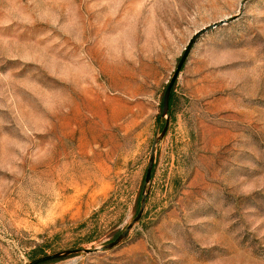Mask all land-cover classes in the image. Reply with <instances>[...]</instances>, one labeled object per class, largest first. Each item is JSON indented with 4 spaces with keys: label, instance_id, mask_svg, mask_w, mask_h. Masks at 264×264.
I'll list each match as a JSON object with an SVG mask.
<instances>
[{
    "label": "rangeland",
    "instance_id": "rangeland-1",
    "mask_svg": "<svg viewBox=\"0 0 264 264\" xmlns=\"http://www.w3.org/2000/svg\"><path fill=\"white\" fill-rule=\"evenodd\" d=\"M167 121L124 240L42 264H264V0H0V264L115 240Z\"/></svg>",
    "mask_w": 264,
    "mask_h": 264
},
{
    "label": "water",
    "instance_id": "water-1",
    "mask_svg": "<svg viewBox=\"0 0 264 264\" xmlns=\"http://www.w3.org/2000/svg\"><path fill=\"white\" fill-rule=\"evenodd\" d=\"M244 3H245V1L242 3V6H244ZM232 20L233 19H227V20H221L219 22L213 23V24L209 25L208 27H205L202 30H200L199 32H197L195 34V36L190 40L187 48L185 49L184 54L182 55V57L180 59V62L177 66V69H176V71H175V73H174L165 93H164L163 105H162V117L168 118V116H169L170 96H171L172 88L176 82V79L178 78V76L181 72L182 67L184 66L185 62L187 61L189 53H190L194 43L196 42V40L198 38H200L202 35L206 34L207 32L212 31L213 29H215V28H217L223 24L229 23ZM167 129H168V121H167V124L165 125V127L163 128L162 132L160 133V135L156 136V138L153 141L149 165H148L146 177H145V186H144V190L142 193L139 211L136 214V216L134 217V219L131 221V223L117 236V238L115 240L111 241L108 244L103 245L100 248H95V249H82V248L81 249L80 248L79 249H68V250H65L63 252L48 254V255L33 259L28 264H42V263H45L48 261L56 260L59 258H63V257L69 256V255H72V254L80 253V252L92 253V252L112 249V248L118 246L124 240V238L128 235V233L133 228V226L142 218V215L145 211L147 199H148V192L146 190V186L151 181V176H152V171H153V166H154V160H155L156 146L161 141V139L166 135Z\"/></svg>",
    "mask_w": 264,
    "mask_h": 264
},
{
    "label": "trees",
    "instance_id": "trees-1",
    "mask_svg": "<svg viewBox=\"0 0 264 264\" xmlns=\"http://www.w3.org/2000/svg\"><path fill=\"white\" fill-rule=\"evenodd\" d=\"M174 104H175V92L172 91L171 96H170V112L172 111Z\"/></svg>",
    "mask_w": 264,
    "mask_h": 264
}]
</instances>
